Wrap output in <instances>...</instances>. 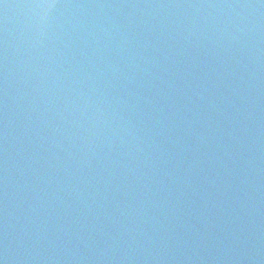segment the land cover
<instances>
[{
  "label": "water",
  "instance_id": "95a60500",
  "mask_svg": "<svg viewBox=\"0 0 264 264\" xmlns=\"http://www.w3.org/2000/svg\"><path fill=\"white\" fill-rule=\"evenodd\" d=\"M0 264H264V0H0Z\"/></svg>",
  "mask_w": 264,
  "mask_h": 264
}]
</instances>
